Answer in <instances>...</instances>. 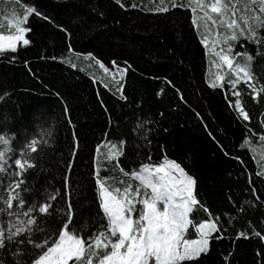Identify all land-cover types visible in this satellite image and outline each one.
<instances>
[{
    "label": "trees",
    "instance_id": "obj_1",
    "mask_svg": "<svg viewBox=\"0 0 264 264\" xmlns=\"http://www.w3.org/2000/svg\"><path fill=\"white\" fill-rule=\"evenodd\" d=\"M18 2L38 5L71 33L67 37L47 22L32 18L33 44L20 46L15 64L0 59V89L13 93L10 100L0 105L14 117L10 130L16 132L20 139H23L21 129L25 126L29 138L40 129L53 133L57 155L52 154V148L45 151L44 163L48 171L40 176L37 187L51 180L62 192H71L75 200L76 189L83 184L91 198L93 185L85 183L83 178L89 174L90 157L95 156L97 144H101L103 159L107 152L105 146L110 145L108 142L129 140L127 170L138 167L136 150L131 143L134 137L142 134L134 132L137 120L157 121L158 113L163 111L164 118L159 120V143L166 145L170 158L191 162L193 172L200 178L201 192L207 193V203L212 212L216 215L223 213L226 221V238L214 242L213 252L203 264H225L222 256L227 255L232 257L231 264H264V205L241 212L228 199L231 196L240 205L251 201L253 195L247 183L248 173L253 172L255 180L258 173L264 171V142L258 139L259 134L264 133V92L260 93L259 100H254L245 85L239 88L242 106L251 117L244 123L254 130V133L246 132L235 118V112H230L226 106L224 90L210 87L207 51L200 42L201 35H198L196 26L191 23V10L170 9L168 13L147 10L159 4L160 0H124L128 5L126 9L115 5L113 0ZM133 2L138 5L135 9L130 7ZM252 46L245 43V47L255 55ZM238 48L242 49L237 44L234 50ZM88 52L110 69H119L112 65V61H116L120 68L125 66V61L128 62L131 67L122 82L127 102L120 99L113 80L94 59L87 57ZM52 56L56 59H51ZM68 59L77 67L72 68L64 62ZM24 60L29 61L36 76L28 71ZM253 72L254 82L259 86L264 84V57L256 58ZM165 77L183 91L187 104L180 99L172 84L165 82ZM105 84L109 87L105 88ZM229 98L234 100L230 92ZM65 103L69 110L67 117L72 124H68L65 118ZM196 112L201 114L203 121ZM36 116L40 117L38 121L34 119ZM73 128L81 142L78 159L71 157L67 143ZM163 128H168L169 132L165 133ZM212 136L227 145L233 156L240 154L238 145L243 136H248L251 141L247 145L249 152L243 156L247 168L227 158ZM153 158L155 160V149ZM67 159H74V171L68 173L72 187L64 189L62 180L67 172L64 163ZM131 161L137 163L132 164ZM119 181L132 182V179L117 172L112 183L121 187ZM261 192L264 193V185H261ZM260 198L264 200V195ZM75 206L80 207L79 204ZM95 210L94 204L85 209L93 214ZM204 217L206 213L203 211L197 213L198 219ZM241 231L246 238L236 239ZM255 232L261 235L256 236Z\"/></svg>",
    "mask_w": 264,
    "mask_h": 264
},
{
    "label": "snow or ice",
    "instance_id": "obj_2",
    "mask_svg": "<svg viewBox=\"0 0 264 264\" xmlns=\"http://www.w3.org/2000/svg\"><path fill=\"white\" fill-rule=\"evenodd\" d=\"M113 2L121 9L128 7L124 0ZM24 7L22 16L8 20V24L14 26L12 34L5 35L0 30V59H6L10 64L17 63L20 46L33 44L32 18H39L67 37L71 36L67 28L57 24L55 17L46 14L38 5L26 4ZM130 7L135 9L138 5L133 2ZM170 9L191 10V23L201 35L200 42L218 58V62L214 61L216 68L226 66L230 73L217 72L215 78L209 81L211 89L224 90L223 97L229 111L235 112V118L246 132L254 133L244 123L249 122L251 117L242 106L237 86L243 81L251 89L254 100H259L260 93L264 92V84L256 87L252 83L256 79L253 63L257 57H264L261 50L264 48V0H248L243 5L241 0H211L210 3L206 0H167V4L166 0H160L159 4L147 8L156 13H168ZM213 27L216 37L209 47L207 33ZM245 43L256 45L255 55L245 47ZM237 44L243 51H234ZM68 49L72 50L71 43ZM86 55L94 59L105 74L110 72V67L92 52ZM50 58L56 59L55 56ZM64 62L72 68L77 67L70 59ZM23 63L30 73L37 75L29 61L24 60ZM112 65L119 68V80L115 79L116 73H112L113 83L117 85L120 99L127 102L122 82L131 66L127 61L123 68L116 61H112ZM165 82L172 84L180 99L187 104L183 91L166 77ZM229 92L235 97L234 101L229 98ZM12 95L7 89H0V105L10 100ZM55 95L59 96V93ZM68 111L65 103L63 112L67 123L72 124L67 117ZM195 114L203 121L199 112ZM164 115L160 111L159 120ZM13 119L11 113L0 108V264H203L211 256L214 242L226 238L228 229L223 213L216 215L212 212L207 203V193L201 192L200 178L193 172L191 162L170 158L166 145L159 143V120H137L134 132L142 134L134 137L131 143L136 150L138 167L127 170L129 157L126 148L129 140L108 142L110 147L103 154V159L101 144H97L95 156L90 157L89 174L83 178L85 183H92L93 196L90 198L81 184L76 189L74 200L71 192H62L51 180L37 187L40 176L48 171L44 163L45 151L52 148V154L57 155L52 131L40 129L29 138L25 126L21 129L23 139H20L16 132L10 130ZM34 119L38 121L40 117ZM146 124L149 126L146 127ZM35 126L40 128L39 124ZM204 127L208 128V125L204 124ZM163 131L168 133L169 129L163 128ZM209 135L212 133L209 132ZM212 138L227 158L247 168L243 156L249 152L247 145L251 141L248 136L242 137L238 145L240 154L235 156L227 145L216 140L215 136ZM258 139L264 142V133L259 134ZM50 140L53 142L50 143ZM67 143L71 157L78 159L81 142L74 128ZM121 157L124 159L121 160ZM74 159L64 161L67 169L62 180L64 189L72 187L68 173L74 171ZM131 163L136 164L137 161ZM117 172L134 182L119 181L122 186H114L112 181ZM253 175L250 171L247 178L253 195L251 201L240 205L231 196L228 197L241 212L264 205V200L260 198L264 195L261 192L264 171H260L255 180ZM76 204L80 207L77 208ZM93 204L96 209L94 214L85 211ZM200 211L206 213V217L198 219ZM254 234L261 235L259 232ZM242 237H245L243 231L236 239ZM231 259V255L222 256L225 264H231Z\"/></svg>",
    "mask_w": 264,
    "mask_h": 264
},
{
    "label": "rangeland",
    "instance_id": "obj_3",
    "mask_svg": "<svg viewBox=\"0 0 264 264\" xmlns=\"http://www.w3.org/2000/svg\"><path fill=\"white\" fill-rule=\"evenodd\" d=\"M206 2L210 3L211 0H206ZM247 2H248V0H241V5H243L244 3H247ZM24 6L25 5H22L21 3H19L18 0H0V30L3 31V34H5V35L12 34V32L14 31V26L8 24V20L14 19L15 16H22L23 12L25 11ZM249 6H251V5H249ZM202 24H203V22H202ZM200 31L203 32V27H201ZM198 35H200V33H198ZM207 35L209 37V47H211V41L213 39H215V37H216L215 28L213 27V30L208 32ZM252 45H253L252 46L253 52H256V45H254V44H252ZM218 48H219V46H218ZM206 51H207L206 60L208 61L207 72H208L209 81L211 79L215 78V75L217 74V72H220L222 74L228 73V69L226 68V66H224L220 69H217L214 61L218 62V58L214 57V55L207 48H206ZM234 51H243V50L238 48V49H235ZM241 62H243V61H241ZM113 72L116 73L115 79L117 80L119 78V69H116V68L110 69V72L107 73L106 75L108 77H110V79L113 80V76H112ZM228 75H230V73H228ZM228 75H226V80L228 79ZM252 83H254L256 87H259L258 83H255L254 81H252ZM243 85H245V87L247 88V93H248V91H250V93H251V89H249L247 87V85L243 83V81L241 82L240 85L237 86L238 90L240 91L239 88H240V86H243ZM230 95H231V93H230ZM234 99H235V97H234ZM108 147H110V145L105 146L106 151L108 150ZM263 154H264V152H263ZM129 179L131 180L132 178L129 177ZM132 182H134V181L132 180Z\"/></svg>",
    "mask_w": 264,
    "mask_h": 264
},
{
    "label": "bare ground",
    "instance_id": "obj_4",
    "mask_svg": "<svg viewBox=\"0 0 264 264\" xmlns=\"http://www.w3.org/2000/svg\"><path fill=\"white\" fill-rule=\"evenodd\" d=\"M196 35V34H195ZM264 122V121H263Z\"/></svg>",
    "mask_w": 264,
    "mask_h": 264
}]
</instances>
